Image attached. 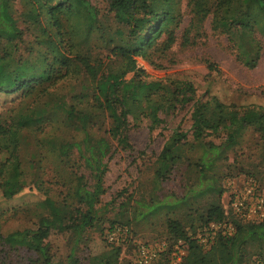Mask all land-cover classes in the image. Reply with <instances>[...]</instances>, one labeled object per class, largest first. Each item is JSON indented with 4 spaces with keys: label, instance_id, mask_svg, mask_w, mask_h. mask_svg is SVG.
I'll use <instances>...</instances> for the list:
<instances>
[{
    "label": "rangeland",
    "instance_id": "374dc122",
    "mask_svg": "<svg viewBox=\"0 0 264 264\" xmlns=\"http://www.w3.org/2000/svg\"><path fill=\"white\" fill-rule=\"evenodd\" d=\"M89 1L97 11L94 27H88L85 17L67 19L74 51L85 55L93 66L88 74L84 65L79 67L77 60L71 61L68 71L63 68L51 81L35 82L24 92L0 93V121L13 125L16 131V154L25 184L8 200L2 197L0 188V232L29 225L31 204L41 197L75 204L70 190L76 175L84 174L89 183L93 182L76 147L65 153L59 151L60 145L79 142L83 137L81 129L65 118L62 108L72 105L92 109L88 85L93 88L96 73L99 78L109 69L126 68L122 57L112 48L127 43L128 27L114 18L107 0ZM215 1L163 3L171 5L174 15L165 25V30L173 32L172 42L165 45L167 31H163L144 57L134 56L138 71H128L124 79L159 84L149 97L131 106L126 131L129 147L123 148L111 139L104 193L96 204L101 207L100 218L83 232L76 246L81 264H121L125 256L132 255V243H125L119 250L105 243L103 233L112 222L129 226L138 241L155 242L172 237L167 220H177L185 230L198 233L201 223L198 214L210 203L218 199L221 202L216 191L201 192L208 181L218 186L224 175L239 172L254 175L264 186V142L251 127H246L238 143L227 149L226 154L214 158L213 165L205 168L204 176L199 171L202 154H198L197 147L188 146L192 149L180 154L165 180L160 183L153 180L157 155L171 132L186 131L190 138L195 100L215 97L230 108L264 107V35L252 34L260 42V54L255 67H246L226 35L212 28ZM198 3L204 6V13L196 7ZM29 11L27 1L11 0V12L23 30V37L14 46L0 42V53L7 52L12 65L17 60L35 62L44 50L40 23L32 20ZM185 84H190L189 90L184 89ZM149 103L159 106L156 113L159 123L152 124ZM93 111L96 116L93 132L108 136L107 113ZM110 113L115 114V110ZM214 141L217 143L219 139ZM50 242L55 258L60 260L74 244L73 235L68 232L52 234ZM260 256L264 258V249L251 243L242 264H253V258ZM34 258L24 248L8 249L0 244V264H31Z\"/></svg>",
    "mask_w": 264,
    "mask_h": 264
},
{
    "label": "trees",
    "instance_id": "16d2710c",
    "mask_svg": "<svg viewBox=\"0 0 264 264\" xmlns=\"http://www.w3.org/2000/svg\"><path fill=\"white\" fill-rule=\"evenodd\" d=\"M25 1L30 5L28 15L33 21L40 23L43 37L40 43L44 50L39 52L35 62L17 60L13 65L7 52L0 53V93L24 92L35 82L51 81L63 68L67 72L71 61L77 60L79 67L84 65L88 74V69L93 66L85 55L81 56L78 50L74 51L67 19L85 17L88 27H94L97 16L94 5L89 0ZM107 1L114 18L128 27L127 43L112 48L115 54L122 57L126 68L109 69L99 78L96 73L93 88L88 85L92 109L72 105L62 108L65 118L81 129L83 137L79 142L60 145L59 151L65 153L76 147L93 182L89 183L84 174L76 175L70 190L75 204H68L66 200L60 202L49 196L41 197L31 204L33 209L29 225L0 232L2 247L26 249L35 256L31 264H81L76 257V246L82 239L83 232L100 218L101 207L96 204L104 193V175L108 167L106 158L112 152L111 139L116 140L123 148L129 147L126 131L127 115L131 112V106L135 101L149 97L159 84L126 81L124 76L128 71H138L135 69L134 56L144 57L163 31H167L165 45L173 39L172 30H165V25L174 18L171 5L163 4L168 0ZM196 7L204 13L202 4L198 3ZM211 25L213 29L226 35L227 40L238 51L237 58L241 63L249 68L256 66L261 45L252 34L264 35V0H216ZM22 37L23 30L17 25L11 12V0H0V42L6 46H14ZM97 65L102 67L101 64ZM190 87V84L184 85L185 90ZM148 107L152 124L159 123L160 119L156 115L159 106L149 103ZM93 109L101 114L107 113L110 119L109 128L106 130L108 136L95 135L93 132L96 117ZM112 109L115 114L110 113ZM191 120L190 138L186 131L175 129L163 143L153 169V180L156 183L168 177L180 154L186 149H192L188 146L197 147L198 154H202L199 171L200 175L204 176L205 168L213 165L215 159L222 154H226L227 149L234 147L246 127H251L264 142V107L246 105L230 108L211 97L192 103ZM15 133L13 125L0 121V188L2 197L6 200L25 187L16 154ZM215 138H218L219 142L216 143ZM241 178L253 180L264 193V186L252 174H226L218 186L208 181L201 188V192L214 190L218 197L221 196V202L218 199L210 203L198 214L201 219L198 233L185 230L177 220H167V226L173 236L161 239L166 242L167 248L160 253L155 264H170L176 243L185 251L178 264H242L246 249L251 243H256L264 249V220H244L231 208L226 207L231 187L228 181ZM13 213L15 215L17 211L14 210ZM212 223L217 227H212ZM227 225L233 226L231 232ZM124 228L126 232H123ZM66 232L73 235L74 244L69 246L63 260L56 259L50 236ZM110 232L116 233L119 239L123 238V234L126 236L119 242L110 241ZM103 239L107 245L118 250L125 243H132V255L125 256L121 264H133L138 239L133 237L129 226L112 222L105 228ZM153 241L154 239L144 240L146 243ZM253 264H264V258L254 257Z\"/></svg>",
    "mask_w": 264,
    "mask_h": 264
},
{
    "label": "built area",
    "instance_id": "2783aa9c",
    "mask_svg": "<svg viewBox=\"0 0 264 264\" xmlns=\"http://www.w3.org/2000/svg\"><path fill=\"white\" fill-rule=\"evenodd\" d=\"M228 185L231 187L226 207L231 208L237 216L244 220H264V193L258 189L253 180L241 178L236 181L232 179L228 181ZM211 226L217 227V225L213 223ZM227 229L231 232L233 226L227 225ZM123 232H126L125 228ZM122 236L124 238L126 235L123 234ZM119 238L120 237L114 232L108 234V239L110 241L115 240L119 242L123 239ZM165 248H167V246L164 240L147 243L139 240L134 250L133 264H155L160 257V253L165 250ZM184 252V249L175 244L170 264H178Z\"/></svg>",
    "mask_w": 264,
    "mask_h": 264
}]
</instances>
